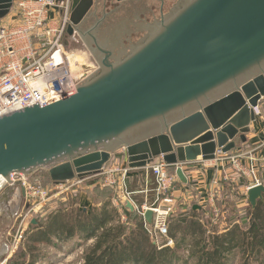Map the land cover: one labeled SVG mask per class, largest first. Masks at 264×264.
I'll use <instances>...</instances> for the list:
<instances>
[{"label": "water", "instance_id": "obj_1", "mask_svg": "<svg viewBox=\"0 0 264 264\" xmlns=\"http://www.w3.org/2000/svg\"><path fill=\"white\" fill-rule=\"evenodd\" d=\"M14 1L0 0V20ZM71 2L66 34L82 38L100 68L73 96L0 117V178L47 170L54 184L82 181L123 151L128 169L162 158L185 186L181 165L245 141L264 102V0ZM94 6L100 13L91 17ZM152 21L147 39L119 59L127 35L135 40L141 22ZM246 196L255 208L264 186ZM142 219L152 224V210Z\"/></svg>", "mask_w": 264, "mask_h": 264}, {"label": "built area", "instance_id": "obj_2", "mask_svg": "<svg viewBox=\"0 0 264 264\" xmlns=\"http://www.w3.org/2000/svg\"><path fill=\"white\" fill-rule=\"evenodd\" d=\"M70 3L71 0L13 2L7 17L12 15L14 25L0 28V117L35 104L45 107L73 96L77 93L76 85L97 71V68L86 60L79 62L78 55L70 49V44L77 38L68 37L66 34V28L70 23ZM65 40L68 41V46L63 45ZM254 110L257 112V108ZM228 161L236 173L244 174L238 157H229ZM173 168L162 158L156 159L145 168L143 183L145 188L139 193L146 196L153 192L154 202L148 203L145 199L140 207L132 204L135 213L141 218L147 210H152V224L148 225L143 221L145 230L154 244L160 245L164 241L158 244V239L165 238V246L169 247H173V241L168 238V221L170 216L176 213L175 193L178 191L179 183L171 172ZM127 171H130L128 167L123 173L127 174ZM117 172H119L117 169H110L102 171L101 174H105L108 180ZM151 176L154 180L153 190L148 188ZM251 176L253 181L250 187L259 185L260 182L253 170ZM10 178L12 181H6L5 185L13 186L19 182L25 190L26 198L40 197L41 204L49 201L47 191L29 185L23 175L12 174ZM227 180L221 178L214 181L215 188L208 191L206 198L202 200L204 205H210L216 190L221 187V182ZM112 181L114 180L109 183L116 182ZM66 183L56 185L63 187ZM123 192L131 203L129 198L131 194L126 192L125 185ZM123 217L121 215V219ZM19 229L22 233L21 227Z\"/></svg>", "mask_w": 264, "mask_h": 264}, {"label": "trees", "instance_id": "obj_3", "mask_svg": "<svg viewBox=\"0 0 264 264\" xmlns=\"http://www.w3.org/2000/svg\"><path fill=\"white\" fill-rule=\"evenodd\" d=\"M144 22L135 32V40L133 35H127L129 45L119 52V59L147 39L154 21ZM225 187L223 183L222 190ZM78 204L68 212L63 208L55 210L44 223L31 224L24 232L22 251L7 264H36L44 258L36 254L39 246L57 248L56 243L74 240L93 241L82 264H264V197L253 209L247 203L244 216L227 218L221 233L208 234L199 213L191 208L176 213L168 221V238L175 242L174 247L165 246L166 241L154 244L137 214L133 224L123 223L110 202L91 209L90 203L79 197ZM123 214L127 219L131 216L126 208ZM184 251L188 253L185 258L180 256Z\"/></svg>", "mask_w": 264, "mask_h": 264}, {"label": "rangeland", "instance_id": "obj_4", "mask_svg": "<svg viewBox=\"0 0 264 264\" xmlns=\"http://www.w3.org/2000/svg\"><path fill=\"white\" fill-rule=\"evenodd\" d=\"M71 4L72 2L70 3V7ZM13 25L14 24L12 23L10 16L0 20V28L11 27ZM70 49L74 50V52L78 55L77 60L79 62L86 60L91 63L92 66L94 65L97 70L100 68L82 38L79 39L77 37L76 40L70 44ZM78 53L84 54L85 56L80 57ZM256 114H258V112H256ZM110 169H117L119 172L115 173L113 177L108 180L105 174H100L82 181L77 179L69 181L63 187L54 184L50 180L47 170H39L25 176V180L29 185H32L33 187L36 186L47 191L50 199L47 203L41 204L42 202L39 200L40 197L28 199L24 196L25 198L21 199L19 203H12L11 209H17L16 213L14 212V215L0 216V242L9 245L12 251L11 258L17 257V255L22 251L21 245L22 239L25 238L24 232H26V230L30 227L32 221L44 223L48 216L59 208H63L66 212L71 211V209L75 208L78 204L79 197L89 202L91 209L92 206L99 208V206H101L104 202H110V204L115 208L116 206H125L126 203L122 199L124 195V184L122 182L123 179L121 178L123 175H127L123 173V171L127 169V162L123 151L116 152L111 160L106 164L103 171ZM128 172L129 171H127V173ZM111 180H114L112 182H116L109 183ZM223 183L226 186L225 189L222 190V188L219 187V189L216 190V195L210 205H204V216L201 213L200 218L202 220L203 227L208 234L210 232L213 233L214 231L217 233L223 232L227 226L228 221L226 220L233 217L235 218V216L239 218L241 215L244 216L246 214L247 199L245 195L247 193L239 190L240 187L236 184V180L222 181L221 185H223ZM13 186L16 188L18 187L16 185ZM12 189L13 188H10L8 185L2 190L0 189V209H2V205L4 204L2 201L3 197L6 196L7 193H10V190L12 191ZM14 192L17 194V192L20 191H17L16 189ZM190 193L191 199L196 202L199 197H196V194L192 191H190ZM189 206L190 204L187 203L188 208ZM130 213L131 216L128 219L127 217H123L124 219H121L123 223L127 222L129 224H133L135 222L137 217L135 211ZM22 224L25 231H21L22 233H20L19 228ZM177 237L179 238L180 236L178 235ZM163 241H165V238L158 239V244ZM92 242V240H89L87 242L81 241L78 243L77 240H74L66 244L56 243L55 246H57V248L41 245L36 250V254L39 253V255L44 256V258L36 264H82L84 253L86 252V249L92 245ZM174 243L175 242L173 241V247ZM187 255L188 253L186 251L180 253V256L183 258L187 257Z\"/></svg>", "mask_w": 264, "mask_h": 264}, {"label": "crops", "instance_id": "obj_5", "mask_svg": "<svg viewBox=\"0 0 264 264\" xmlns=\"http://www.w3.org/2000/svg\"><path fill=\"white\" fill-rule=\"evenodd\" d=\"M93 9H95V6ZM11 17L12 15H10V18ZM257 112L258 117L256 118L255 122L249 124V133L244 135L245 141L240 142L237 140V147L233 151L227 154L216 153V157L212 161H201V159H198V161L195 163L181 165L188 183L185 186L180 184V186H178V191L175 193V197L177 199L176 213H184L187 211L188 203L190 204L189 208H191L192 211H194L193 206L198 205L200 209H196L195 211L199 213L200 217L201 213L204 216L205 206L202 200L206 198L208 191L215 188L214 181L220 180L221 178L236 180V184H238L240 187L239 190L247 193V188L250 187L253 181L251 176V170H253L260 184L264 186V102L259 103ZM233 156L238 157L239 163L244 169V174H238L231 168L228 159L229 157ZM173 169L171 172L175 175V170ZM121 179H123L126 192L131 194L129 197L131 204L135 205L136 207H140L142 204H144L145 199L148 203L154 202L155 197L153 192H149L146 196L139 193L145 188L143 184L144 170H131L126 176L123 175ZM153 181L154 180L151 177L150 184L148 186L150 190H153L154 188ZM9 187H12L13 189L12 191L10 190V193H7V195L3 197L2 201L4 204L2 205V209H0V216L14 215V212L16 213L17 209H11L12 203H19L21 199L25 198L22 196L19 187ZM16 189L17 191H20L17 192V194L14 192ZM189 190L195 193L196 197H199L196 202L191 199V193ZM245 197L247 199L246 195ZM122 199L125 203L128 202L125 194L123 195ZM247 203L248 202L246 201V206ZM125 206H116L119 213L124 217L125 215L123 214V209L126 208ZM176 213L175 215L170 216L169 219L174 218ZM235 218L238 217L235 216ZM21 229L25 231L23 224ZM11 256L12 251L9 245L0 242V264H7Z\"/></svg>", "mask_w": 264, "mask_h": 264}, {"label": "flooded vegetation", "instance_id": "obj_6", "mask_svg": "<svg viewBox=\"0 0 264 264\" xmlns=\"http://www.w3.org/2000/svg\"><path fill=\"white\" fill-rule=\"evenodd\" d=\"M108 1V0H107ZM103 5V4H102ZM102 7H104V6H102ZM99 9H101V7H98L97 9H93V11H92V13H91V17L93 16V17H95V15H92V14H99L100 12H98L99 11ZM106 9V8H105ZM102 14H104V13H102ZM106 15V14H105ZM91 21H92V19H91ZM82 30L84 31V27H82ZM98 46H99V44H97ZM90 47V49H92V44H91V46H89Z\"/></svg>", "mask_w": 264, "mask_h": 264}, {"label": "bare ground", "instance_id": "obj_7", "mask_svg": "<svg viewBox=\"0 0 264 264\" xmlns=\"http://www.w3.org/2000/svg\"><path fill=\"white\" fill-rule=\"evenodd\" d=\"M6 180L3 178H0V189H2L5 186Z\"/></svg>", "mask_w": 264, "mask_h": 264}]
</instances>
